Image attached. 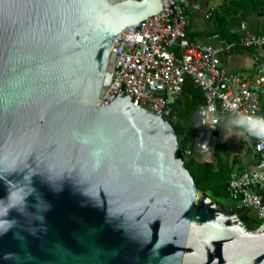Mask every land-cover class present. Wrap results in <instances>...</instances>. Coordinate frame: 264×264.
Instances as JSON below:
<instances>
[{"label":"water","instance_id":"95a60500","mask_svg":"<svg viewBox=\"0 0 264 264\" xmlns=\"http://www.w3.org/2000/svg\"><path fill=\"white\" fill-rule=\"evenodd\" d=\"M161 10L0 0V264H264V228L195 186L166 119L121 87L98 107L113 40Z\"/></svg>","mask_w":264,"mask_h":264},{"label":"built area","instance_id":"2783aa9c","mask_svg":"<svg viewBox=\"0 0 264 264\" xmlns=\"http://www.w3.org/2000/svg\"><path fill=\"white\" fill-rule=\"evenodd\" d=\"M163 10L141 21L133 31L120 33L113 40L109 59L112 78L98 103L107 106L121 90L140 108L173 121L172 107L182 93L186 77L204 96L206 117L217 121L220 113L230 118L237 114L264 116V62L254 58L250 73H228L220 67V57L238 49L264 48V33L251 32L245 23L233 32L236 38L225 42L216 35L217 46L199 45L187 37L191 0H161ZM211 11L206 14L210 18ZM254 165L235 170L227 180L228 198L236 208L252 211L264 228V140L253 136ZM191 157L190 150L184 151Z\"/></svg>","mask_w":264,"mask_h":264},{"label":"crops","instance_id":"0c3cea01","mask_svg":"<svg viewBox=\"0 0 264 264\" xmlns=\"http://www.w3.org/2000/svg\"><path fill=\"white\" fill-rule=\"evenodd\" d=\"M221 3L222 0H191L190 24L187 28V37L190 41L199 45L217 46L218 43L213 38L214 22L211 16L206 18V14L218 9ZM241 23H245L253 33H264V8L253 11L246 17L240 15L230 17L228 23L230 33L233 34V32L238 31ZM255 57L264 62V48L238 49L222 55L220 67L228 73L242 71L248 74L252 71ZM262 99H264V89ZM179 106L180 104L177 107ZM202 116L206 128L199 137L197 152L195 153L194 149L192 151V157L193 155L198 156L197 160L200 162L214 163V152L217 150L220 157L228 160L229 163H233V171L252 168L254 165L253 138L242 130L233 128L229 123L230 117L219 113L216 123H213L212 119L206 117L205 113ZM191 126L195 134L196 128L192 124Z\"/></svg>","mask_w":264,"mask_h":264},{"label":"trees","instance_id":"16d2710c","mask_svg":"<svg viewBox=\"0 0 264 264\" xmlns=\"http://www.w3.org/2000/svg\"><path fill=\"white\" fill-rule=\"evenodd\" d=\"M263 0H222L218 9L212 11L211 18L214 22V35L225 42L232 41L236 35L231 34L228 28L229 18L240 15L248 16L251 12L263 10ZM186 96V97H183ZM179 107H172V116L176 118L174 124L169 122L174 129L178 141L176 157L182 159L184 168L189 172L195 186L207 197L216 203L218 207H227L232 210L244 224L251 230H256L261 222L255 214L250 215V210L236 208L235 202L225 206L223 201L228 199L227 180L234 169L233 163L214 152L215 162H200L194 157H185L184 151H193L194 135L185 132L183 123L190 122L193 114L199 106L205 104L202 90L196 86L190 77H186L182 86L181 97L178 100Z\"/></svg>","mask_w":264,"mask_h":264},{"label":"clouds","instance_id":"9594fccd","mask_svg":"<svg viewBox=\"0 0 264 264\" xmlns=\"http://www.w3.org/2000/svg\"><path fill=\"white\" fill-rule=\"evenodd\" d=\"M229 123L235 129H240L250 136L264 140V116L237 114L235 118L229 119Z\"/></svg>","mask_w":264,"mask_h":264},{"label":"rangeland","instance_id":"374dc122","mask_svg":"<svg viewBox=\"0 0 264 264\" xmlns=\"http://www.w3.org/2000/svg\"><path fill=\"white\" fill-rule=\"evenodd\" d=\"M176 121V118L174 117L173 121H170L172 124H174ZM183 126L185 127V132L188 133V134H193L194 135V132L192 131V126L190 124V122H186V123H183ZM246 150V149H245ZM193 157L197 160L199 157L198 156H194ZM223 204L225 206H230L231 204H233L232 200L231 199H226L223 201ZM250 215H254V213L252 211H250Z\"/></svg>","mask_w":264,"mask_h":264},{"label":"bare ground","instance_id":"6f19581e","mask_svg":"<svg viewBox=\"0 0 264 264\" xmlns=\"http://www.w3.org/2000/svg\"><path fill=\"white\" fill-rule=\"evenodd\" d=\"M110 61H111V60L109 59V61H108V66L110 65Z\"/></svg>","mask_w":264,"mask_h":264}]
</instances>
